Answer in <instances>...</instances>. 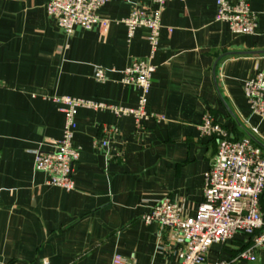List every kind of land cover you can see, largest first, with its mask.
Listing matches in <instances>:
<instances>
[{
  "label": "crops",
  "instance_id": "0c3cea01",
  "mask_svg": "<svg viewBox=\"0 0 264 264\" xmlns=\"http://www.w3.org/2000/svg\"><path fill=\"white\" fill-rule=\"evenodd\" d=\"M48 1L0 0V264H113L116 254L128 264H180L170 231L143 216L165 199L196 215L218 152L215 138L200 135L205 113L264 154V118L244 93V81L264 73V0H247L259 20L251 35L216 20L217 0H170L153 54L149 30L128 40L122 21L133 6L154 8L153 0H109L99 11L106 26H77L71 36L48 15ZM137 59L155 66L146 109L163 118L138 123L80 107L75 187L48 184L35 155L62 136L53 98L135 107L140 90L123 82V71ZM97 67L106 81L95 79ZM103 139L107 146L97 144ZM260 209L264 215V193ZM252 245L238 234L213 244L207 262L264 264V247L255 260L240 258Z\"/></svg>",
  "mask_w": 264,
  "mask_h": 264
},
{
  "label": "built area",
  "instance_id": "2783aa9c",
  "mask_svg": "<svg viewBox=\"0 0 264 264\" xmlns=\"http://www.w3.org/2000/svg\"><path fill=\"white\" fill-rule=\"evenodd\" d=\"M108 1L49 0L46 9L48 15L71 36L77 26L85 29L97 24L106 26L107 21L101 18L99 11ZM168 1L153 0L154 8L133 6L130 14L122 20L127 26L128 40L134 37L138 28L148 29L147 38L153 54L158 49L162 13ZM217 6L216 20L227 22L233 33L251 35L257 31L258 14L247 0H217ZM154 71L155 66L149 59L134 60L124 69L123 82L140 90L135 107L70 95L53 98L61 105L64 115L62 136L52 141L53 150L39 149L35 155V169L47 175L48 184L68 191L75 187L74 165L80 158V150L74 147L73 138L77 129L76 113L80 107L110 110L119 117L133 116L138 123L150 117L163 118L146 109ZM94 77L97 81H106L105 68L97 67ZM244 93L252 112L264 118L263 72L244 81ZM199 131L202 137L218 141V152L204 174V199L196 215L187 216L179 201L165 199L157 202L143 220L157 222L161 230L170 231L179 246L176 253L180 264H228L208 263L207 252L213 244L225 243L238 234L253 237L252 247L243 250L240 258L255 260L254 250L264 247V215L260 209V198L264 193L263 151L251 138H233L210 113L204 114ZM97 144L104 147L108 141L103 139ZM113 264H128V261L116 254Z\"/></svg>",
  "mask_w": 264,
  "mask_h": 264
},
{
  "label": "rangeland",
  "instance_id": "374dc122",
  "mask_svg": "<svg viewBox=\"0 0 264 264\" xmlns=\"http://www.w3.org/2000/svg\"><path fill=\"white\" fill-rule=\"evenodd\" d=\"M256 251H254V255H256V253H255Z\"/></svg>",
  "mask_w": 264,
  "mask_h": 264
}]
</instances>
